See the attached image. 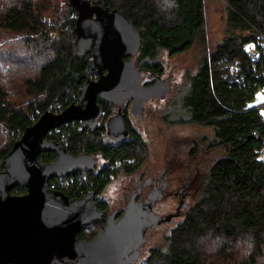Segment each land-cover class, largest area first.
<instances>
[{"label":"trees","instance_id":"obj_1","mask_svg":"<svg viewBox=\"0 0 264 264\" xmlns=\"http://www.w3.org/2000/svg\"><path fill=\"white\" fill-rule=\"evenodd\" d=\"M101 1L120 10L138 30L137 60L150 72L164 68L160 52L170 56L189 49L196 39L205 42L203 0ZM225 1L227 31L212 50L203 53L180 94L181 109L188 113L182 120L209 126L212 135L208 148L222 146L223 154L201 172L193 200L183 205L185 209L164 233L162 244L147 246L139 258L138 247L122 264H264V159L259 155L264 137V118L259 113L264 108V93L259 91L264 84V54L252 60L243 48L245 42L256 40V29L264 31V0ZM50 5L51 0H0V33L10 34L17 41L29 37L48 50L39 62H32L29 51L16 43L3 56L10 63L17 52H24L22 66L30 71L24 75L28 99L23 104L11 103L0 81V125L9 136L0 146V171L4 169L1 160L25 127L45 110L58 112L76 101L84 81L97 74L90 53L74 49L72 31L77 11L65 0L58 26L47 27L42 15ZM47 28L52 30L50 35ZM22 44L35 46L29 41ZM258 93L263 97L254 101ZM100 103L107 114L110 103L102 98ZM102 124L82 127L81 121L72 119L46 133L47 139L62 141L73 155L99 154L104 160L96 171L50 177L49 188L70 199L89 190L96 195L119 170L129 172L142 163L146 145L133 126L127 125L126 138H112L116 142L109 140ZM54 157L53 151L38 153L44 162ZM26 191L20 186L11 189L18 194ZM96 202L103 213L108 211L106 201ZM131 206L128 203L117 218L103 214L80 229L76 237L90 239L107 218L115 221Z\"/></svg>","mask_w":264,"mask_h":264},{"label":"water","instance_id":"obj_2","mask_svg":"<svg viewBox=\"0 0 264 264\" xmlns=\"http://www.w3.org/2000/svg\"><path fill=\"white\" fill-rule=\"evenodd\" d=\"M68 4L77 11L72 31L74 49L81 54L89 52L99 74L96 79L84 81L76 93L77 101L58 112H42L25 127L1 160L0 264H122L145 240L150 226L169 221L174 215L161 217L151 213L149 205L132 204L117 220L107 218L90 239H78L80 229L102 216L93 201V192L70 199L48 187L50 177L93 166L87 161L88 155H73L62 141L47 139L50 129L72 119L81 121L82 127L94 126L100 112L97 96L116 103L133 98L138 108L149 95L164 92L157 84L144 92L139 84L131 60L140 45L139 33L126 15L101 0H68ZM106 131L113 139L125 137L127 130L120 112L108 118ZM46 150L55 153L53 160L38 159V153ZM14 186L27 191L12 193Z\"/></svg>","mask_w":264,"mask_h":264},{"label":"rangeland","instance_id":"obj_3","mask_svg":"<svg viewBox=\"0 0 264 264\" xmlns=\"http://www.w3.org/2000/svg\"><path fill=\"white\" fill-rule=\"evenodd\" d=\"M203 3L206 20L204 44L201 43L200 39H196L193 45L183 52L170 56L166 52H160L161 60L165 62L164 76H167L171 82L169 89L163 96L149 95L142 100V102H145L142 110L138 111L141 112L139 117L133 116L129 111L127 112L131 125L139 132L146 145L144 162L138 166L137 171L143 172V178L149 176L161 177L160 180L166 185L159 202L154 206V211L161 217L174 214L169 221H160L147 229L145 245H142L144 241L140 244L142 245L141 250L149 245L162 244L164 233L184 210L182 206L175 210L174 205L178 204L180 200L187 204L192 201L190 190L183 195H180L177 191L181 181H192L197 171H205L213 159L223 154L222 146L213 149L208 148V142L212 135L209 126L182 120L188 118V113L181 109L180 95L185 88L188 76L195 72L203 53L212 50L227 31L226 1L203 0ZM64 8L65 0H51L50 9L42 15L45 26H58ZM51 33L52 30L47 28V34L50 35ZM18 39L20 41H17L16 37L13 38L10 34L0 33V48L4 49V53L0 54V58L2 57V65L0 66H3L0 72V81L7 90L10 102L14 105L23 104V101L28 99L24 87V78L26 77L24 75L27 73L26 70H30L22 66V60L26 59L23 56L24 52H17L18 54L16 53L14 56L13 62L6 63L3 58L8 53L6 51L13 49L14 45L19 43L20 48L27 49L29 54L34 57L32 62H39L41 57L48 53L47 47L45 48L37 42L29 40V37L28 40L25 36ZM28 41L29 44L35 46L27 47L22 44L28 43ZM40 41L43 43L42 40ZM134 55L131 56L132 62L135 66L140 65L141 62L137 60V55ZM262 97L263 95L258 93L254 101ZM113 110L115 109L111 107V112ZM8 137L7 132L0 125V146L6 143ZM259 155L260 158L264 159V137L263 147ZM115 175L105 184L103 191L97 194V197L103 198L107 202L109 208L123 206L127 199H123L120 189L123 184L124 186L128 185L129 181L125 178H118V172ZM146 185L145 193L149 192L151 188L150 184ZM93 201H95V198ZM139 210H142V208H139ZM92 226L95 230L96 226Z\"/></svg>","mask_w":264,"mask_h":264},{"label":"flooded vegetation","instance_id":"obj_4","mask_svg":"<svg viewBox=\"0 0 264 264\" xmlns=\"http://www.w3.org/2000/svg\"><path fill=\"white\" fill-rule=\"evenodd\" d=\"M149 70H150V68L142 66L141 64L135 66L136 76H139V84L144 88V90H143L144 92L146 91L145 89H147L150 85L152 86V85L157 84V86L160 87V89H164L163 94L159 95V96H163L170 87V85H169L171 83L170 79L167 76H164V68H162V71H160V72H150ZM95 71L97 74H96V77L93 79H96L98 77V74H99L98 69H95ZM101 72L104 73L105 68H102ZM100 99L101 98L99 96H97L96 104H98L100 112H99V115L96 119V123H94V127H100L103 125L102 123H104V127L106 129V122H107L108 118L110 116L120 112L123 115V120H124L126 130H127V133L124 137V138H126L129 135V130L127 128V125L129 124L130 126H132L131 122L128 118L127 112L129 111L130 113H132L133 116L139 117L141 112H138V111L142 110V108L144 106L143 103L145 101L141 102L140 106H138V108H137V107H135V105L133 103V98H125L120 103H116V102L108 101V100L104 99V101L110 103L111 107L113 109H115V110H113V112H111V109H110V111L106 114V112L103 110V108L101 106ZM82 104H84V102H82ZM86 127H89V126H86ZM109 140L116 141V140H113L112 138H109ZM88 156L89 157H88L87 161L93 165L92 168L90 170H75V171H80V172L96 171L100 168V165L104 162V160L102 159V157L99 154H92V155H88ZM142 162H144V161H142ZM84 164L86 165V167H89V164H86V163H84ZM137 168H138V166H136L132 171H129V172H125L122 170L118 171V173H119V175L117 176L118 178H120V179L125 178L126 180L129 181L128 185L124 186V184H123L121 186V189H120L123 199H126V198L127 199L125 200V204L123 206L118 207V208H109V205H108V208H109L108 211L107 212L105 211L104 213L102 212V215L103 214L105 216L114 215L113 217L117 218L118 216H120L122 214L121 212H122L123 208L126 207V205L128 203H132L133 205L138 204L139 206H141L143 204H145L146 206L149 205L151 208L150 212L153 214L159 215L154 211V206L157 202H159L160 196L163 193V189L166 188V185L164 182H162L160 180L161 177L157 178L154 176H149V177L143 178V176H142L143 172H138ZM200 174H201V172L197 171L195 174V177L192 178V181L191 180L181 181V185H180L179 189L177 190L179 192V194L183 195L187 191L190 190V198H191V200H193L195 192H196V191H194V188L196 189L195 184H196V181H197L198 177L200 176ZM114 176H116V175H114ZM146 184H150V186H151L149 192H147V193H145V187L147 186ZM89 191H92V190H89ZM173 192L175 193V190ZM97 194L95 195V193L93 192V200H94V198H95V201L97 199H103V198L97 197ZM179 203H182V205H181L182 209H185V206H183V205H185V203L183 201L181 202V200L178 202V204ZM96 204H97V202H96ZM178 204L174 205L175 210L177 209ZM97 207H98V205H97ZM99 209H101V208H99ZM147 231H146V234H147ZM145 240H146V238H145ZM145 240H144V244H142V245H145ZM142 245H140L138 248V255H139L138 258L140 257V255H143L142 253L144 252V249L141 250Z\"/></svg>","mask_w":264,"mask_h":264},{"label":"built area","instance_id":"obj_5","mask_svg":"<svg viewBox=\"0 0 264 264\" xmlns=\"http://www.w3.org/2000/svg\"><path fill=\"white\" fill-rule=\"evenodd\" d=\"M255 36L256 40H249L243 45L248 57L252 60L257 59L261 54H264V31L256 29ZM258 43L262 45L261 48L258 46ZM259 91L264 93V84L260 85ZM259 113L261 114L262 118H264V108H260Z\"/></svg>","mask_w":264,"mask_h":264}]
</instances>
